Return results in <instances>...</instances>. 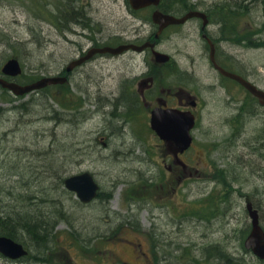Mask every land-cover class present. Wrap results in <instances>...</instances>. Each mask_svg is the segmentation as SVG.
Returning <instances> with one entry per match:
<instances>
[{"label": "rangeland", "instance_id": "374dc122", "mask_svg": "<svg viewBox=\"0 0 264 264\" xmlns=\"http://www.w3.org/2000/svg\"><path fill=\"white\" fill-rule=\"evenodd\" d=\"M192 2L202 10L211 5L230 4L234 7L239 17V32L243 37L229 39L230 34H221L223 40L219 43L223 53L228 55H223L222 61L228 67L246 73L264 88V2ZM35 3L37 0L33 1V5ZM44 4L48 5V2ZM86 4L88 7L81 9L79 0H67L72 16L61 14L59 19L63 25L74 27L71 32H65L55 29V25L48 21L51 18L48 12L42 17L23 6L19 0H0V33L6 34L10 42L4 41L7 37L0 38V69L16 52L12 49L16 46L26 69V76L21 80L31 84L34 81L31 75L42 77L44 73H52L57 68L64 69L70 57L90 47L87 39L90 36L99 41L120 36L144 40L153 32L151 24L130 15L125 0H87ZM246 6L247 13L244 12ZM194 26L189 23L183 28L172 30L162 39L158 50L173 55L181 68L192 72L184 76L193 81L205 106L193 152L204 146V152L215 160L228 156L219 162L222 166L225 161H234L240 155H250L249 149L252 152L255 147L263 149L259 140L264 137V128L258 115L246 121L247 131L243 137L230 138L225 134L229 132L225 125L232 116L225 109L240 97H233L227 92H233L238 85L224 83L227 89L224 88L223 82L209 64L201 41L196 38ZM88 27H95L94 32L89 33L85 29ZM245 36L251 40V44H240ZM147 57L151 60L148 54L99 57L95 59L93 71L71 74L75 86L87 92L84 90L69 95L52 91V100L42 92L11 103V99L6 101L5 93L0 88V213L46 214L47 207L36 211L32 208L35 205L31 207L33 202L40 200L44 203L55 200L56 205L65 208L68 205L73 213L68 216L72 233L82 244L70 247L73 245L68 234L70 227L60 224L54 251L49 254L53 264L61 261L66 264H196L193 258H199L200 264H227L226 257L208 256L209 251L216 253L213 248L215 245H222L223 251L241 258L240 262L244 264H261L252 253L244 252L243 249L242 240L251 228V210L244 209L246 201L250 200L241 199L248 193L252 196L261 193L264 196V176L252 177V173H264V162L254 166L253 158L245 159L248 168L242 167L223 175L228 178L226 185L223 180L221 183L217 180L212 182L204 180L200 174L196 176L189 173L183 185L167 181V190L156 194L150 190L149 179L162 170L158 171L155 161L162 165L159 156L165 152L160 142L149 132L146 120L140 119L134 124L138 136L129 133L131 127L118 129L123 123L114 113L109 124L107 119L103 120L98 91H103L104 85V96L108 100L118 93L120 87L128 90L132 81L138 80V70L144 69ZM228 58L232 61H228ZM161 74L168 76L169 69L162 70ZM214 76L220 84L216 87L206 85L215 80ZM122 96L119 94V107L125 105ZM81 100L86 106L74 114L78 108L73 105L80 104ZM56 112L61 114L60 118H57ZM103 125L112 128V134L108 133L109 138L104 140L107 147L97 140V132L103 130ZM149 150L154 154L153 160L148 155ZM82 171L91 172L100 185L101 194L90 205L81 204L63 183L64 178ZM216 184L219 185L215 187ZM164 185L163 180L162 188ZM222 188H225L223 196L231 198L233 202L229 210H223L208 221L200 220L193 212L188 213V210L196 209L191 199L216 197ZM109 197L111 201L106 202L109 206L106 208L105 200ZM177 197H185L186 200H177ZM213 201L219 203L220 200ZM116 212H123V215L128 214L132 220L139 221L141 231L124 228L125 231L122 229L119 234L123 236L120 241L107 240V231L117 227L120 221L115 216ZM245 219L250 225L248 228ZM17 229V234L29 243L33 258L36 259L39 254L33 241L23 234L21 227ZM30 237L35 240L33 235ZM126 240L137 245L140 243L138 251L133 250L132 244L125 243ZM100 242H106L105 246H98ZM50 245L51 241L47 249ZM82 245L84 247L79 249ZM0 264L13 263L0 258ZM23 264L34 263L28 260Z\"/></svg>", "mask_w": 264, "mask_h": 264}, {"label": "flooded vegetation", "instance_id": "af4514ba", "mask_svg": "<svg viewBox=\"0 0 264 264\" xmlns=\"http://www.w3.org/2000/svg\"><path fill=\"white\" fill-rule=\"evenodd\" d=\"M131 15L136 19H141L142 21H145L144 13H147V11H133L130 10ZM201 35L203 34V30L201 29ZM104 42V41H103ZM104 46V43H102ZM104 58V54L102 55ZM144 77L146 79L152 78L154 80V84L158 85L156 76L152 73L151 69H148V71L144 74ZM186 88H175V87H168V88H159V92L163 95H159L157 93L155 99L152 101L149 99V94L154 93V89L151 87H146L144 89V93L142 94L144 98V105L147 108L153 107L155 101L166 103L167 107H175L177 109H180L182 111H191L195 112L196 110H199L201 106L195 102L196 98L195 95L191 94L194 92V90L188 89L189 86H184ZM104 89V85H103ZM157 92V91H156ZM122 100L125 102V96H122ZM172 103H176V105H172ZM125 106V105H124ZM234 110H228L226 113L231 116V121L236 124L238 122H245L249 118H251L252 111L251 106L249 103L244 101H237L234 104ZM261 112H263L262 117L264 118V108H261ZM238 125V124H236ZM190 151H186L183 154H179L178 158L176 159L175 156L172 153H169L171 163L167 165V168L171 172H188L193 171L194 169L196 171H201L205 166L206 162L203 160L202 155H198L197 157L190 156ZM190 162H194L195 164H191Z\"/></svg>", "mask_w": 264, "mask_h": 264}, {"label": "trees", "instance_id": "16d2710c", "mask_svg": "<svg viewBox=\"0 0 264 264\" xmlns=\"http://www.w3.org/2000/svg\"><path fill=\"white\" fill-rule=\"evenodd\" d=\"M251 1H260L264 2V0H251ZM62 5L65 7L64 12L66 13L68 9L67 0H62ZM72 11V10H71ZM72 13V12H71ZM79 13V12H78ZM30 202L32 200H29ZM62 201V200H60ZM43 202H36L34 205L36 207H32L33 211L39 210L42 208ZM48 208V212L46 214L41 215H34V214H16V213H9L4 212V214L0 213V231L6 233L11 237H15L17 235V227H21L22 232L28 234L29 236L33 235L35 240L34 242L37 244L43 242L44 244H38L40 249L45 252L47 250L48 242L52 240V244L54 245L55 242V235L53 233L55 230L56 225L60 221H66L70 224V220L68 218V208L64 206H58L55 204V200H50L45 204ZM51 211H57V213H52ZM53 233L49 235L50 233ZM70 234L76 238L71 232ZM83 236V235H82ZM85 237V236H84ZM78 238V237H77ZM86 238V237H85ZM87 241V238H86ZM43 248L45 250H43ZM54 248L51 249L50 252L53 253ZM48 262L47 260H45ZM231 264H238L237 261L231 260Z\"/></svg>", "mask_w": 264, "mask_h": 264}, {"label": "water", "instance_id": "95a60500", "mask_svg": "<svg viewBox=\"0 0 264 264\" xmlns=\"http://www.w3.org/2000/svg\"><path fill=\"white\" fill-rule=\"evenodd\" d=\"M134 1V0H133ZM139 3V7L142 6H146L149 5L151 3H155L156 5L159 4L160 0H136ZM193 15H199V14H191L190 16ZM157 16V20L159 21V23H161V27H165L169 24H174V23H181L184 22L186 20H177L175 18L169 17V16H163L160 14H156ZM124 48H120L118 52H121ZM139 51H141L143 48H135ZM168 57H164L161 56V54H158V59L160 61H163L164 59H167ZM212 60L214 61V54L212 56ZM218 68V67H217ZM224 75L231 77L237 81H239L240 83H242L247 89H249L254 95L258 96L259 98L264 100V92L259 91L255 86H253L252 84L246 82L245 80H243L241 77L236 76L234 74H230L225 72L223 69L218 68ZM5 73H13V75H16L20 72V68L19 65L16 61H10L5 69H4ZM55 82V80L50 79V80H44L41 83H38L36 86L32 87H26V88H22L19 87L17 85L14 84H8L7 82L0 80V83L4 86V87H9L11 88L14 92H16L17 94H23L25 92H28L34 88H41L43 86L46 85L47 82ZM83 179H88L87 176H84ZM70 187H74V182H71ZM83 193L86 192V190L84 189H80ZM84 201H89V200H84ZM248 246H252L254 252L261 258H264V235L262 233V231L260 229H255L252 233V235L250 236L248 243ZM0 250H2L7 256L11 257V258H19L23 255L26 254L25 251H23L22 247L20 245L15 244L14 242L10 241V240H6L4 239L3 241L0 240Z\"/></svg>", "mask_w": 264, "mask_h": 264}, {"label": "bare ground", "instance_id": "6f19581e", "mask_svg": "<svg viewBox=\"0 0 264 264\" xmlns=\"http://www.w3.org/2000/svg\"><path fill=\"white\" fill-rule=\"evenodd\" d=\"M77 1V0H76ZM78 3V2H77ZM87 24V23H86ZM255 24V23H254ZM105 41V40H104ZM44 102V101H43ZM46 102V101H45ZM12 113V112H11Z\"/></svg>", "mask_w": 264, "mask_h": 264}]
</instances>
